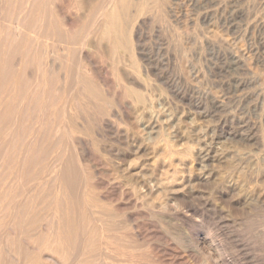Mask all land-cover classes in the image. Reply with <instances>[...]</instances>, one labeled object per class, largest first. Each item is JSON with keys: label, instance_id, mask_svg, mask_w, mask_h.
<instances>
[{"label": "rangeland", "instance_id": "374dc122", "mask_svg": "<svg viewBox=\"0 0 264 264\" xmlns=\"http://www.w3.org/2000/svg\"><path fill=\"white\" fill-rule=\"evenodd\" d=\"M145 1L146 62L165 80L154 81L160 104L148 108L164 128L148 139L135 124L130 134L120 123L121 111L114 110V119L104 117L108 127L82 136L94 152L84 162L96 173L93 181L116 179L122 194L104 200L106 206L98 198L102 205L95 207L116 216L111 234L117 240L107 252L118 255L105 261L118 256L116 264H264V0ZM148 108L137 105L135 114L149 115ZM150 175L165 184L143 195ZM96 183L94 195L106 197Z\"/></svg>", "mask_w": 264, "mask_h": 264}, {"label": "bare ground", "instance_id": "6f19581e", "mask_svg": "<svg viewBox=\"0 0 264 264\" xmlns=\"http://www.w3.org/2000/svg\"><path fill=\"white\" fill-rule=\"evenodd\" d=\"M148 3L0 0V264H107L117 253L107 252L116 239L111 234L115 213L109 212V218L108 212L104 215L108 207L104 212L105 207H95L98 198L103 205L115 199L119 186L116 179L93 181L96 173L84 164L91 149L82 136L91 137L96 127L107 126L104 117L114 119V110L121 111L126 132L138 124L152 139L155 129L158 134L164 128L148 108L157 99L154 81H165L146 62L141 17ZM137 105L141 111L148 108L149 115L139 112L138 117ZM110 121L120 126L119 120ZM155 177L144 180L143 195L164 186L163 179ZM94 182L108 196L101 188L97 193L102 197H96Z\"/></svg>", "mask_w": 264, "mask_h": 264}]
</instances>
